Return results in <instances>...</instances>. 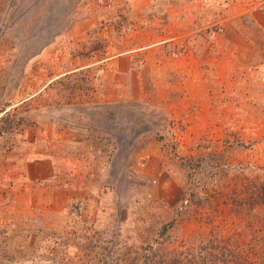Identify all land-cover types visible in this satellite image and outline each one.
Wrapping results in <instances>:
<instances>
[{
    "label": "rangeland",
    "instance_id": "374dc122",
    "mask_svg": "<svg viewBox=\"0 0 264 264\" xmlns=\"http://www.w3.org/2000/svg\"><path fill=\"white\" fill-rule=\"evenodd\" d=\"M167 2L187 24L160 50L194 51L197 69H138L130 97L109 102L102 64L67 73L109 42L64 64L61 35L84 32L88 13L112 32L127 0H0V155L53 121L84 129L92 165L86 200L58 214L32 194L11 221L0 208V264H222L247 244L264 264V0Z\"/></svg>",
    "mask_w": 264,
    "mask_h": 264
},
{
    "label": "crops",
    "instance_id": "0c3cea01",
    "mask_svg": "<svg viewBox=\"0 0 264 264\" xmlns=\"http://www.w3.org/2000/svg\"><path fill=\"white\" fill-rule=\"evenodd\" d=\"M127 2L123 15L114 17L116 25L112 32L107 34L93 29L99 24L98 19L96 15L88 13L86 22L84 20L77 24L85 27L84 32L78 35L63 32L61 35L68 39L67 54L62 58L64 64L70 59V51L81 52L85 44H92L98 37L109 42L106 54L95 59L84 56L85 61L78 58L77 65L67 71L76 72L100 64L101 69H109L104 73V79L109 76V80L103 86L104 97L107 96L109 102H116L119 97H128L133 92L140 74L138 69H197L198 55L194 51L171 59L166 58L164 51L162 53L160 50V45L166 47V43L173 39L177 27L187 24L181 8H171L165 14L167 0ZM69 41L72 43L69 44ZM48 123L38 129L15 131L8 146L11 149L6 150L5 157L0 155V165L6 168L3 177L15 187L11 189L4 181L3 188H0L1 213L7 211L6 219L9 221L17 215L18 210H22L20 203L24 195L37 197V205H44L40 206L41 210L49 209L46 213L55 214L60 212V204L74 197L79 198L78 194L83 195L79 198L81 201L86 200L85 187H80V172L88 165V157L84 155L90 151L85 149L87 137L81 134L84 129L80 126H61L53 121ZM91 168L92 165H88V171ZM89 179L91 181V177ZM88 195L93 200L91 194Z\"/></svg>",
    "mask_w": 264,
    "mask_h": 264
},
{
    "label": "trees",
    "instance_id": "16d2710c",
    "mask_svg": "<svg viewBox=\"0 0 264 264\" xmlns=\"http://www.w3.org/2000/svg\"><path fill=\"white\" fill-rule=\"evenodd\" d=\"M220 238L221 237L216 236L217 240H220ZM225 245H226V242H225ZM261 246L262 245L257 246V245L247 244L245 248L246 253H244L245 255L236 253L235 250L229 248L230 249V259H227V261H224L222 264H261L263 262L262 253L260 256L257 255V252L259 251ZM224 259L225 258H223V260Z\"/></svg>",
    "mask_w": 264,
    "mask_h": 264
}]
</instances>
